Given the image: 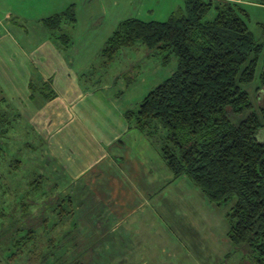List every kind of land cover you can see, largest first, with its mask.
Wrapping results in <instances>:
<instances>
[{
	"label": "trees",
	"instance_id": "16d2710c",
	"mask_svg": "<svg viewBox=\"0 0 264 264\" xmlns=\"http://www.w3.org/2000/svg\"><path fill=\"white\" fill-rule=\"evenodd\" d=\"M239 1L184 0V6L163 21L126 18L107 37L100 54L111 60L120 49L140 43L176 56V69L171 75L123 115L129 127H135L155 144L173 179L188 178L217 205L233 201L226 214L227 238L251 253L255 264H264V139L256 137L264 128V105L260 104L264 96V47L250 31L248 15ZM258 3L264 5V0ZM212 8L215 14L208 17ZM75 19L74 6L69 5L42 22L57 31L62 25L73 26ZM59 36L67 46L69 37ZM37 78L28 80L29 98L41 95L39 103L48 101L54 92L49 83ZM252 83L256 108L244 87ZM19 164L14 160L0 172V182L12 183H0V238L4 236V240L0 239V257L4 256L0 264L36 260L41 264L56 263L64 250L58 254L57 237L48 235L47 219L38 215L42 209L53 207L54 229L67 220L73 226L62 235L58 233V239L69 238L79 218L74 216L73 205L78 204L69 192L55 195L63 184L58 176L49 181L47 175L35 171L23 184L11 174ZM51 193L55 203L38 204L43 205L41 212L32 214L38 222L30 220L22 228L23 235H19V221L11 213L7 215L9 206L27 209L35 205L38 197ZM8 194L11 198L4 201ZM40 236L45 237L42 245L37 242ZM22 254L26 255L24 259Z\"/></svg>",
	"mask_w": 264,
	"mask_h": 264
},
{
	"label": "rangeland",
	"instance_id": "374dc122",
	"mask_svg": "<svg viewBox=\"0 0 264 264\" xmlns=\"http://www.w3.org/2000/svg\"><path fill=\"white\" fill-rule=\"evenodd\" d=\"M119 3L121 5L119 4L120 13L117 21L110 31L108 29L104 31L107 35L106 37H90L89 35L93 34L96 29L92 30L87 37L80 39V41L75 38V41L82 45V47L79 46L81 54H85V61H87L80 69L72 67L73 73L77 77L78 88L86 93L84 99L81 98L73 103L74 110H77L81 114L80 122L77 120L79 115L77 114L74 117L72 109L70 111L63 109L65 117H62V120H64L62 123H36L35 117L32 116H45V112L48 111L40 107L43 103L54 99L56 97L55 94L48 101L40 103L37 101V98L41 97V95H35L31 99L28 97V101L18 99L23 113L16 112L13 106L7 111L0 112L1 173L5 170L6 165L14 160H18L20 163L19 167L16 170L14 169L11 174H15L17 179L20 178L22 183L24 179L30 178L35 171L47 175L49 179L50 177L52 178L54 171L55 179L62 173L67 176L65 183L69 184L71 189L72 187L79 188V186L85 184L87 180L86 175H90L91 168L93 166L94 169L98 167L97 156L99 148L94 143L85 140V127L88 128V132H92L91 130L99 132L100 128L109 130L111 127H121V122L116 120L115 114L108 113L107 101H111L107 103L110 108L119 107L120 110L123 108L134 109L152 88L170 76L176 69V56L172 52L161 50L160 48L149 49L143 44L138 43L133 47L120 49L111 60H107L101 56L100 50L107 37L113 32L120 21L131 17L145 21H163L172 12L183 7L184 0H119ZM239 3L240 7L248 15L247 25L250 31L255 39L261 42L264 47V5L259 4L258 0H240ZM214 14L215 9L212 8L207 16L212 17ZM110 23L113 22H107L106 20L107 25H110ZM60 34L57 31H53L47 39L54 44L61 45L63 42L60 39ZM26 63H30L33 66L30 61ZM30 64L26 66L27 69H30L33 78L36 74V69H33ZM260 67L261 61L258 64L257 72L260 70ZM50 74H52L51 79H54V77L55 79L58 78L57 71H50ZM64 78L68 77L65 76ZM254 84H248L244 87L248 89L253 106L256 108ZM77 90L74 92L77 93ZM75 93L70 100L77 98ZM101 94L104 96L102 100L97 97ZM262 97L263 99L260 100V104L264 105V96ZM53 103L59 109L61 108L59 101H54ZM31 107L34 108V112L35 109L37 112L33 113L30 109ZM3 108L4 106L0 108V111ZM93 111H95V114L92 113ZM69 112L72 115H69ZM32 113L33 115H31ZM233 118L235 117L233 116ZM125 121L128 125L126 119ZM129 129H132L133 132L130 135H136V142H138L137 148H133L132 155H138V159L142 163L135 165L134 160L131 167H122L120 175H122L121 180L125 185L127 184L128 189H139L154 182H151V179L154 178L153 174L160 172L164 165H160L159 161L162 163L164 161L155 144H152L142 132L133 126H130ZM256 137L261 141L264 139V128L258 131ZM156 153H158V158ZM142 154L151 155L152 158L156 157V160L153 158L154 161L151 162L153 166L150 165L151 167L144 169L142 174H138L136 170L141 169L143 163L146 161L141 156ZM118 161L120 162V159ZM77 171L83 173H73ZM68 177H71V180ZM0 183H2V186L4 184L12 185L9 182L7 184L6 180H1ZM55 192V195H58V193H63V190L58 188ZM176 193L178 194L176 195ZM55 195L48 194L41 196L38 197L39 199L36 198L38 200L34 198L36 200L34 201L35 205L29 206L27 209H22L17 205L15 207L9 206L7 215L11 213L19 221L18 225L21 228L18 231L19 235H23L24 230L22 228L30 220H32L33 224L38 222L39 219L34 221V218H32L33 213L41 212L40 210L43 205L38 204L43 203L42 201H47L52 205L56 201L52 198ZM162 195L165 196L169 209L172 208V213L168 215L167 222L170 230L173 232L171 233L173 237L169 240V245L166 247V253L169 255V258H167L169 261H166V264H255L251 258V253L248 254L244 248L234 246L227 238L229 221L226 214L233 201L221 205L210 202L200 189L184 176L178 177L174 182L170 183L164 189ZM5 196L4 201L9 200L12 195L8 194ZM25 201L31 202L28 199ZM66 206L68 207V205ZM73 206L74 216L79 217L80 206L76 204ZM4 209H7V207ZM53 209V207L42 209V212L38 215L47 219L45 228L48 235L57 237L56 243L60 246L58 247L59 253H57L60 254V251L64 250L61 258L56 263L51 262L49 264L78 263L74 262L75 260L83 264H92L90 258L91 252H93L95 247V237L93 235H85V230L80 231L79 227H77L75 229L72 228L73 231L69 238L61 237V240H59L58 233L62 235V232H65L72 225L69 226V221L67 220L58 226L57 229H54L52 220L56 215L53 214ZM3 211L6 212L5 210ZM8 220L6 219L3 223L5 227ZM40 225L43 227L42 224ZM77 225L79 226V224ZM3 237L2 235L0 239L4 240ZM38 238L40 239L37 242L42 245L45 242V239H43L45 237L40 236ZM67 240L69 242H66ZM25 247L26 245L23 247L24 250ZM82 248L87 252L84 255L80 251ZM157 251H160L159 247ZM172 253L173 255H171ZM146 255H149V253ZM25 256V254H22L21 259H24ZM3 258L4 256L0 257L1 260ZM16 264L41 263L36 260L29 263L21 261Z\"/></svg>",
	"mask_w": 264,
	"mask_h": 264
},
{
	"label": "crops",
	"instance_id": "0c3cea01",
	"mask_svg": "<svg viewBox=\"0 0 264 264\" xmlns=\"http://www.w3.org/2000/svg\"><path fill=\"white\" fill-rule=\"evenodd\" d=\"M119 4V0H0V108L4 106L0 112L13 106L16 112L23 113L18 99L28 101L27 83L32 78V73L26 66L30 63L26 62L30 61L33 66L30 65L36 69L37 75L34 76L49 83L50 89L56 95L40 107L48 111L45 116H32L36 123H62V117H65L63 109H72L74 117L79 115L77 120L80 122L81 114L74 110L73 103L84 99L86 93L78 88L72 67L80 69L87 61L85 54H81L79 46L82 45L75 38L80 41L96 29L90 37H106L104 31H110L117 21ZM69 5L74 6L75 23L73 26L62 25L57 32L68 36L70 42L67 46L63 43L64 46L54 44L47 39L54 30L45 25L42 19L65 10ZM106 20L113 23L107 25ZM50 71H57L58 78L51 79ZM65 76L68 78H64ZM76 90L77 93L74 92ZM74 93L77 98L70 100ZM97 97L100 100L104 98L103 94ZM37 101H41V97ZM54 101L61 103L60 109ZM107 103L108 113L115 114L121 127H111L109 130L100 128L99 132H88L87 127L84 129L85 140L99 148L98 167L91 168L90 175H86L85 184L79 188L71 189L65 183L67 176L62 173L58 176V181L63 183V191H68L80 206V216L76 220V225L79 226L74 229L79 227L80 231L85 230V235L95 237V247L90 258L92 264H166L169 261L166 247L173 237L167 222L172 208L169 209L162 194L177 178L173 179L165 163L159 161L160 165H164L160 172L153 174V183L148 181L150 185L128 189L127 184L121 180L120 173L122 167H131L134 160L135 165L142 163L138 155H132L138 142L136 135H130L133 134L132 129H129L124 119L123 113L128 109L110 108ZM30 109L33 113L37 112L36 109L33 111V107ZM72 113L69 112V115ZM92 113L95 114V111ZM156 154L158 158V153ZM141 156L146 161L141 169L136 170L138 174L151 167L153 158L156 160V157L152 158L148 154ZM54 179L53 172L49 181ZM86 253L82 252L83 255Z\"/></svg>",
	"mask_w": 264,
	"mask_h": 264
}]
</instances>
